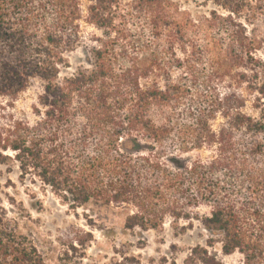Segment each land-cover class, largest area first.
<instances>
[{
    "label": "trees",
    "instance_id": "16d2710c",
    "mask_svg": "<svg viewBox=\"0 0 264 264\" xmlns=\"http://www.w3.org/2000/svg\"><path fill=\"white\" fill-rule=\"evenodd\" d=\"M87 3L0 0V165L69 209L125 210L129 231L205 233L148 264H264V0L184 23L165 0ZM82 24L100 35L86 43ZM16 214L0 213V264H44Z\"/></svg>",
    "mask_w": 264,
    "mask_h": 264
},
{
    "label": "rangeland",
    "instance_id": "374dc122",
    "mask_svg": "<svg viewBox=\"0 0 264 264\" xmlns=\"http://www.w3.org/2000/svg\"><path fill=\"white\" fill-rule=\"evenodd\" d=\"M128 3L130 0H121ZM171 4V15L176 22L198 21L208 17L212 11H221L214 0H165ZM83 10L87 0H80ZM84 41L100 33L82 24ZM82 50L70 55L69 61L75 69L84 62ZM41 92L38 82H32L14 105L17 117L31 115V106ZM251 103H248L250 107ZM249 112V111H248ZM205 156V153L203 154ZM0 165V213L5 210L9 218L24 208L29 217L18 218L20 230L29 233L44 264H119L124 258H135L141 264L150 260L166 258L181 262L189 248L203 245L205 233L196 222L192 229L180 234L166 222L162 231L141 232L124 228L126 211L101 204H88L82 208L69 209L49 192L17 181L15 168ZM187 225L179 223L178 228ZM225 264H235L237 256L223 258Z\"/></svg>",
    "mask_w": 264,
    "mask_h": 264
}]
</instances>
